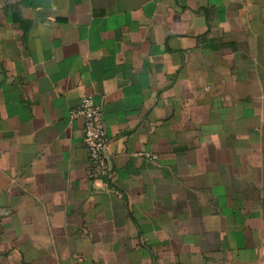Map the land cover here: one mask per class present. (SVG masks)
<instances>
[{
  "label": "crops",
  "instance_id": "crops-1",
  "mask_svg": "<svg viewBox=\"0 0 264 264\" xmlns=\"http://www.w3.org/2000/svg\"><path fill=\"white\" fill-rule=\"evenodd\" d=\"M0 264H264V0H0Z\"/></svg>",
  "mask_w": 264,
  "mask_h": 264
},
{
  "label": "built area",
  "instance_id": "built-area-1",
  "mask_svg": "<svg viewBox=\"0 0 264 264\" xmlns=\"http://www.w3.org/2000/svg\"><path fill=\"white\" fill-rule=\"evenodd\" d=\"M71 114L83 120V145L90 162V176H109L111 169L106 154L108 139L101 108L94 104L91 96H84ZM139 156L150 163L157 160V156L153 153L143 152Z\"/></svg>",
  "mask_w": 264,
  "mask_h": 264
}]
</instances>
